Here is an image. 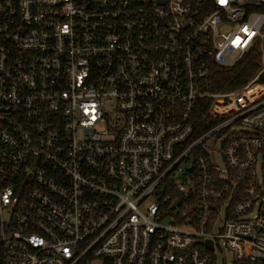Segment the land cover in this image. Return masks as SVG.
<instances>
[{"label": "built area", "instance_id": "obj_1", "mask_svg": "<svg viewBox=\"0 0 264 264\" xmlns=\"http://www.w3.org/2000/svg\"><path fill=\"white\" fill-rule=\"evenodd\" d=\"M96 260L264 264V0H0V264Z\"/></svg>", "mask_w": 264, "mask_h": 264}, {"label": "trees", "instance_id": "obj_2", "mask_svg": "<svg viewBox=\"0 0 264 264\" xmlns=\"http://www.w3.org/2000/svg\"><path fill=\"white\" fill-rule=\"evenodd\" d=\"M258 69L257 53L250 51L231 67L215 68L212 75L214 88L219 92L234 90L251 79Z\"/></svg>", "mask_w": 264, "mask_h": 264}, {"label": "rangeland", "instance_id": "obj_3", "mask_svg": "<svg viewBox=\"0 0 264 264\" xmlns=\"http://www.w3.org/2000/svg\"><path fill=\"white\" fill-rule=\"evenodd\" d=\"M222 256L220 254H218V260L221 261ZM95 264H100L99 260H96Z\"/></svg>", "mask_w": 264, "mask_h": 264}]
</instances>
